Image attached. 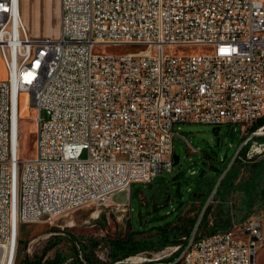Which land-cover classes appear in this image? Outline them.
<instances>
[{
	"label": "built area",
	"instance_id": "built-area-1",
	"mask_svg": "<svg viewBox=\"0 0 264 264\" xmlns=\"http://www.w3.org/2000/svg\"><path fill=\"white\" fill-rule=\"evenodd\" d=\"M109 45L145 49L95 52ZM178 46L214 50L167 52ZM0 54V247L15 253L23 224L173 173L176 124L243 128L264 117V0H61L57 38L30 34L20 0H0ZM22 92L36 111L30 159L16 142ZM234 225L240 233L199 235L181 261L257 264L263 214Z\"/></svg>",
	"mask_w": 264,
	"mask_h": 264
},
{
	"label": "rangeland",
	"instance_id": "rangeland-1",
	"mask_svg": "<svg viewBox=\"0 0 264 264\" xmlns=\"http://www.w3.org/2000/svg\"><path fill=\"white\" fill-rule=\"evenodd\" d=\"M33 9L26 11V20L23 18L30 34L57 38L61 29L60 1L36 0ZM143 49L142 45H109L98 46L95 52L116 55ZM213 50L207 46H178L167 52L187 55L210 54ZM6 79L8 70L0 54V80ZM19 116L21 154L30 158L36 154L37 137L36 111L31 105L30 93L20 95ZM260 127L242 128L241 124L231 123L220 126L176 124L174 144L180 161L174 165L173 173H161L151 183H134L130 191L118 192L105 203L91 202L52 219L23 224L14 264H26L27 258L40 256L53 264H70L78 257L83 260L84 253L91 256L94 264H110L113 243L117 240L147 245L145 251L135 255L147 260L127 264L160 262L156 258L168 257L167 248L175 245L174 242L183 243L186 248L192 221L201 208L200 198L206 191L213 190L218 180L212 173L235 154L241 138L247 146L241 149L219 186L210 214L196 238L212 231L228 230L256 213L264 217V140L257 138L264 134L253 136ZM253 141L263 143L262 148L252 150ZM195 191L200 197L191 200ZM166 226L174 229V233L168 236L162 233ZM165 241L172 244L162 248ZM124 261L118 263H126ZM170 263L173 262L166 264ZM257 263L264 264V246Z\"/></svg>",
	"mask_w": 264,
	"mask_h": 264
},
{
	"label": "trees",
	"instance_id": "trees-1",
	"mask_svg": "<svg viewBox=\"0 0 264 264\" xmlns=\"http://www.w3.org/2000/svg\"><path fill=\"white\" fill-rule=\"evenodd\" d=\"M256 126H262L264 125V117H261L260 119L257 120V122L254 124ZM260 140H264V137H257ZM245 140H243V138L240 139L239 145H237V148L240 147V145L244 142ZM247 145H245L243 147V149L246 147ZM234 156V155H233ZM230 157L229 161L224 165L221 166L219 169H215V173H212L215 179H218L220 177V175L223 173V171L226 169V167L228 166L229 162L231 161L232 157ZM205 171V170H204ZM203 171V172H204ZM202 172V174H203ZM222 183V182H221ZM212 192V189H210L209 191H206V193L204 195L201 196V208L198 211V215L202 209V206L204 205V203L206 202V200L208 199V197L210 196ZM218 192V190H217ZM216 192V193H217ZM200 197L199 194H196V191L193 193L191 200H198ZM210 209H211V204L207 209V212L205 213L204 219L201 223L200 226V230L203 228L204 226V221L207 219L208 215L210 214ZM198 215L196 216L195 220L192 221L191 224V228L190 231L188 232L189 235L192 234V228H193V224L195 223V221L198 218ZM171 223V222H170ZM168 223V225L170 224ZM234 226V225H233ZM233 226L231 228H233ZM22 228V227H21ZM230 228V229H231ZM214 232V231H212ZM162 233H166V235H170L174 233V229L170 228L169 226H166L163 230ZM174 240V239H173ZM177 240V239H176ZM175 240V241H176ZM169 243L172 244V242H168L165 241L161 246L162 248H165ZM173 244L175 245H181V248L178 252H176L174 255H172L170 258H166L161 260L160 262H174L179 256L180 254L183 252L184 248V244L183 243H179V242H174ZM146 243H141V242H136V241H126V240H117L113 243V260L110 264H127V263H118L119 261H124L125 259L131 257V256H135L140 252H143L146 250ZM84 259H80L79 257L76 259V261L70 263V264H94V261L91 259V256L88 255V253H84L83 254ZM26 264H53L51 261H44V256H40V257H34V258H27L26 259Z\"/></svg>",
	"mask_w": 264,
	"mask_h": 264
},
{
	"label": "water",
	"instance_id": "water-1",
	"mask_svg": "<svg viewBox=\"0 0 264 264\" xmlns=\"http://www.w3.org/2000/svg\"><path fill=\"white\" fill-rule=\"evenodd\" d=\"M253 135H256V133H253ZM245 142H243L240 147L238 148V150L235 152L234 156L232 157L231 161L229 162L228 166L226 167V169L223 171V173L220 175V177L218 178L216 184H215V187L214 189L212 190L210 196L208 197V199L206 200V202L204 203L199 215H198V218L193 226V229H192V234H191V237H190V240L186 246V248L183 250V252L180 254V256L172 263V264H175V263H178L179 261L182 260V258L184 257V255L186 254V252L189 250V248L192 246L194 240L196 239V236H197V233L199 232L200 230V226H201V223L204 219V216H205V213L207 212V209L208 207L210 206V204L213 202L214 200V197H215V194L219 188V186L221 185V182L224 180V178L227 176V174L230 172V170L232 169L236 159L238 158L240 152H241V149L243 148V146L245 145L244 144ZM174 160H175V164H177L179 161H180V156L177 154V152L175 153L174 155ZM154 264H164L162 262H156Z\"/></svg>",
	"mask_w": 264,
	"mask_h": 264
},
{
	"label": "bare ground",
	"instance_id": "bare-ground-1",
	"mask_svg": "<svg viewBox=\"0 0 264 264\" xmlns=\"http://www.w3.org/2000/svg\"><path fill=\"white\" fill-rule=\"evenodd\" d=\"M21 16H22V14H21ZM16 142H17V150L21 152L20 119H19V124H18ZM35 155L30 157V158H34ZM30 158H25V159H30ZM240 232H241V225H234L233 228L230 229V233H240ZM15 255H16L15 250H12V248L7 247V246H1L0 247V264H14ZM145 260H147V259L143 258V257L132 258V262H134V263H140V262H143ZM175 264H184V261H179L178 263H175Z\"/></svg>",
	"mask_w": 264,
	"mask_h": 264
},
{
	"label": "crops",
	"instance_id": "crops-1",
	"mask_svg": "<svg viewBox=\"0 0 264 264\" xmlns=\"http://www.w3.org/2000/svg\"><path fill=\"white\" fill-rule=\"evenodd\" d=\"M59 1H60V10H61V0H59ZM35 2H36V0H20V9H21L22 18H25V20H26V11H28V9L33 11L34 10L33 8L35 6ZM26 27H27V24H26ZM257 261H258V257H257Z\"/></svg>",
	"mask_w": 264,
	"mask_h": 264
}]
</instances>
